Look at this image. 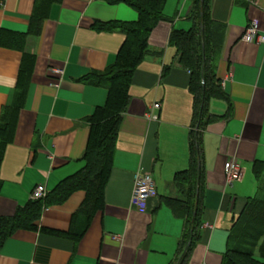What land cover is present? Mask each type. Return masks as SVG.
<instances>
[{
	"label": "crops",
	"instance_id": "crops-1",
	"mask_svg": "<svg viewBox=\"0 0 264 264\" xmlns=\"http://www.w3.org/2000/svg\"><path fill=\"white\" fill-rule=\"evenodd\" d=\"M35 0H6L0 6V28L22 33L21 48L0 45V120L5 106L19 91L17 77L23 55L33 56L26 97L0 160V217H10L30 201L31 191L44 185L45 200L63 180L79 172L84 162L89 123L97 119L107 90L80 81L91 71L111 65L124 39L118 27L134 22L137 11L125 2L59 0L51 4L39 32H29ZM190 1L165 17L151 31L148 46L161 57L146 55L133 73L130 102L116 137L113 168L102 206L89 218L78 212L83 190L62 203L41 210L38 228L82 231L76 239L39 229H18L0 247V264H168L182 233V221L165 204L175 196L173 178L188 167L187 136L192 98L189 74L175 68L172 28H187ZM164 11V7H163ZM168 13V10H167ZM214 19L226 25L217 67L229 97L209 101L212 113L224 118L203 132L205 186L202 232L187 264H220L247 198L261 195L253 172L264 162V43L242 39L256 20L264 33V0H211ZM172 68L165 77L162 67ZM154 104H158L155 107ZM233 158L240 167L241 187L227 184L224 165ZM151 175L156 195L146 211L132 207L134 175ZM260 177L264 178V165ZM247 179V181H246ZM264 183V182H263Z\"/></svg>",
	"mask_w": 264,
	"mask_h": 264
},
{
	"label": "trees",
	"instance_id": "trees-1",
	"mask_svg": "<svg viewBox=\"0 0 264 264\" xmlns=\"http://www.w3.org/2000/svg\"><path fill=\"white\" fill-rule=\"evenodd\" d=\"M57 1L59 0H35L30 16L29 32L32 34L39 32L41 23L48 16L51 4ZM104 1L109 4L125 2L137 11L138 18L134 22L103 25L106 30L118 27L124 34L115 61L103 70L91 71L79 79L107 90V98L99 111L98 118L89 123L87 144L81 157L84 166L48 193L45 200H32L25 207L17 209L13 216L0 217V247L18 229H39L49 234L78 238L83 230L61 232L44 227L38 228L35 224L44 207L62 203L76 190L85 192V198L78 208V212L85 218H89L102 206L105 187L113 168L120 121L131 99L129 87L133 73L146 55L161 57V50L149 48L148 38L158 22L169 21L163 13L166 0ZM189 1L190 7L185 15L190 23L189 27L172 28L168 36V43L174 48V67L189 74L187 88L192 98L191 123L187 136L189 164L187 168L177 171L174 175L172 183L177 195L164 197V202L173 215L182 221V233L168 264H187L193 246L202 232L206 174L203 132L208 124L224 118V115L209 110V101L212 98L225 100L227 103L225 116L229 115L231 108L229 97L217 75L226 25L213 18L211 0ZM23 41L22 33L0 28V45L21 48ZM32 66L33 56L24 54L17 77L19 91L13 103L5 106L1 114L0 160L13 132L17 112L24 103ZM171 68V65L165 64L161 76L165 77ZM263 165L264 162L259 160L253 163V172L261 190L264 186V178L260 177ZM229 236L230 241L222 254L220 264H264L263 196L246 199L244 208Z\"/></svg>",
	"mask_w": 264,
	"mask_h": 264
},
{
	"label": "built area",
	"instance_id": "built-area-1",
	"mask_svg": "<svg viewBox=\"0 0 264 264\" xmlns=\"http://www.w3.org/2000/svg\"><path fill=\"white\" fill-rule=\"evenodd\" d=\"M6 0H0V6H3ZM242 39L247 42L264 43V33L259 30V24L256 20H251L245 27ZM158 107V104H154ZM240 174V167L237 161L230 158L224 165V175L227 184H232ZM46 193L44 185L38 184L31 191L33 199H40ZM154 181L150 174L145 172H137L134 175V187L132 191L131 201L132 207L138 211H146L148 200L156 195Z\"/></svg>",
	"mask_w": 264,
	"mask_h": 264
},
{
	"label": "rangeland",
	"instance_id": "rangeland-1",
	"mask_svg": "<svg viewBox=\"0 0 264 264\" xmlns=\"http://www.w3.org/2000/svg\"><path fill=\"white\" fill-rule=\"evenodd\" d=\"M183 1L184 0H166V3L164 5V15L166 16H173L175 12L181 10L182 6H183ZM168 10V13H167ZM188 28V27H187ZM185 28V29H187ZM184 29V28H183ZM247 181V179H246ZM245 182V180H244ZM243 181H236L232 183L233 187H241V185H243L244 183ZM261 241V239L259 240V242Z\"/></svg>",
	"mask_w": 264,
	"mask_h": 264
}]
</instances>
